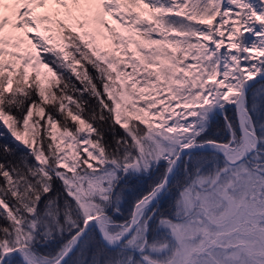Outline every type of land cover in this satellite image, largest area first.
I'll use <instances>...</instances> for the list:
<instances>
[{
	"label": "snow or ice",
	"instance_id": "obj_1",
	"mask_svg": "<svg viewBox=\"0 0 264 264\" xmlns=\"http://www.w3.org/2000/svg\"><path fill=\"white\" fill-rule=\"evenodd\" d=\"M0 264H264V0H0Z\"/></svg>",
	"mask_w": 264,
	"mask_h": 264
},
{
	"label": "flooded vegetation",
	"instance_id": "obj_2",
	"mask_svg": "<svg viewBox=\"0 0 264 264\" xmlns=\"http://www.w3.org/2000/svg\"><path fill=\"white\" fill-rule=\"evenodd\" d=\"M218 131H219V124L214 125V126H213V129H212V134L215 135L216 132H218Z\"/></svg>",
	"mask_w": 264,
	"mask_h": 264
},
{
	"label": "trees",
	"instance_id": "obj_3",
	"mask_svg": "<svg viewBox=\"0 0 264 264\" xmlns=\"http://www.w3.org/2000/svg\"><path fill=\"white\" fill-rule=\"evenodd\" d=\"M229 115H231V113H229ZM127 211H128V206L126 205L124 208L125 215L127 214ZM118 218H121V217H118Z\"/></svg>",
	"mask_w": 264,
	"mask_h": 264
}]
</instances>
